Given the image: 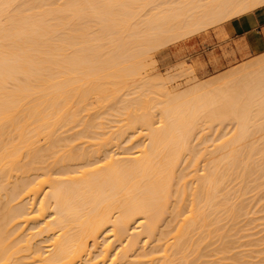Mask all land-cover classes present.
<instances>
[{
  "label": "bare ground",
  "instance_id": "1",
  "mask_svg": "<svg viewBox=\"0 0 264 264\" xmlns=\"http://www.w3.org/2000/svg\"><path fill=\"white\" fill-rule=\"evenodd\" d=\"M261 5L0 0V264H189L264 226V51L152 69L168 37Z\"/></svg>",
  "mask_w": 264,
  "mask_h": 264
},
{
  "label": "rangeland",
  "instance_id": "2",
  "mask_svg": "<svg viewBox=\"0 0 264 264\" xmlns=\"http://www.w3.org/2000/svg\"><path fill=\"white\" fill-rule=\"evenodd\" d=\"M227 21L228 20L223 21L222 23L216 25H209V26L207 25L208 27L205 25L206 28L205 26H202V29L200 27V29L194 31V33L193 32L186 33L185 31L187 35L182 34L183 36H181V33L180 34L178 33L179 35L175 34L176 36H178L177 39L176 37L170 36L167 39H165L166 42L163 40L164 44L161 43L156 47H154L155 49L153 48L152 50L153 58L155 59V63L152 66V69L155 70L154 72L157 71L161 74H166V72L171 71L172 68H174L172 70L173 72L174 70L177 71L178 69H180L179 68L180 66L174 67V65L176 66L177 63L183 62L186 66L189 65L188 63L192 64L196 74L199 76L198 78L205 79L209 76L215 75L216 73H220L221 70L223 71V69H227L229 68V66L231 67L234 64H237L249 57L255 56L256 54L264 51L262 50L257 53L248 51L245 54L242 53L237 55L230 41V36L224 29V24ZM185 78H186L185 75L184 76L177 75V77H175V80H173L171 83L172 85H177L179 87H182L185 85V80H186ZM178 84H182V85H178ZM246 217L249 218L248 216ZM246 217H245V222L243 221L244 215L242 216V218H240V220L242 221L241 222L238 221V223L239 222L240 223L237 225H239L241 229L234 228V230L233 229L232 230L238 236L244 235L245 234L244 231L253 232L255 230L256 233L254 234L253 238H252V234H249L250 236H248L247 234V237H241L239 239L236 235L235 237L234 235H232L233 234L232 230L228 229L230 236L228 232H227L228 236L227 235H224V237L223 235L221 236L223 245L222 242H220L221 241L220 237L217 236V238L220 240L219 241L220 244L219 242H217L218 241L217 240L215 242H217L218 244L215 243L211 245L212 247L207 246V250H204V252L206 251L207 255L201 257L202 261L197 260L190 262L189 264H236L235 259L237 258V256L239 257L238 254H240L243 249H244L243 252L248 251L249 254L248 256H245L246 260L242 264H264V251L262 250L264 243H257L258 246L255 245L256 237H260V236L264 237V229H263L264 226L262 224L261 225L257 224V222L254 221L249 225L251 226V228L252 226H254L253 227L254 229H249L248 227H246L249 224V223L246 224L247 223ZM224 222H222V224ZM243 222L245 223V226L242 228V226L244 225ZM245 228H247L248 230L247 229L245 230ZM237 229H238V233L235 231ZM225 230L226 228L224 229V231ZM224 231L223 233L226 234V231L225 232ZM230 231L232 232V234ZM223 239L225 240V242L223 241ZM249 239L251 240V242H253L252 244L254 245L248 244L247 240ZM241 243H245V244L241 245ZM246 243L248 244V246ZM224 244L225 247H223ZM258 249L260 251H256ZM161 252L162 251H160L159 254H161Z\"/></svg>",
  "mask_w": 264,
  "mask_h": 264
},
{
  "label": "crops",
  "instance_id": "3",
  "mask_svg": "<svg viewBox=\"0 0 264 264\" xmlns=\"http://www.w3.org/2000/svg\"><path fill=\"white\" fill-rule=\"evenodd\" d=\"M224 29L237 55L264 50V5L231 18Z\"/></svg>",
  "mask_w": 264,
  "mask_h": 264
}]
</instances>
